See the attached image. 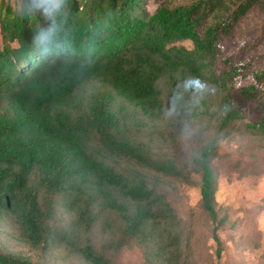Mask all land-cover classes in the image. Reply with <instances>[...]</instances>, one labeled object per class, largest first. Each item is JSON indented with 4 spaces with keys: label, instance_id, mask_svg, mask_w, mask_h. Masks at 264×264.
<instances>
[{
    "label": "trees",
    "instance_id": "16d2710c",
    "mask_svg": "<svg viewBox=\"0 0 264 264\" xmlns=\"http://www.w3.org/2000/svg\"><path fill=\"white\" fill-rule=\"evenodd\" d=\"M148 1L19 0L16 12L2 1L0 87L3 71L13 82L0 90V264H42L55 248L118 264L133 241L144 264H197L171 202L181 186L199 187L222 258L229 220L217 209L213 163L238 133L264 142V65L223 44L255 0L165 2L153 12ZM202 72L222 82L225 116L210 111L195 130L188 99ZM235 92L257 104V118ZM182 142L179 157L171 145Z\"/></svg>",
    "mask_w": 264,
    "mask_h": 264
},
{
    "label": "rangeland",
    "instance_id": "374dc122",
    "mask_svg": "<svg viewBox=\"0 0 264 264\" xmlns=\"http://www.w3.org/2000/svg\"><path fill=\"white\" fill-rule=\"evenodd\" d=\"M2 1L0 0V5ZM18 1L12 0L14 12L18 10ZM181 1L183 0H149L147 8L153 12L159 4ZM253 4L252 9L240 20L232 34L223 40V44L228 54L239 52L244 59L256 55V60L259 58L257 62L254 57L249 58L252 59L251 65L255 67L262 64L260 66L262 69L264 65V0H255ZM249 41L252 42L241 51ZM236 43H240L237 49L234 48ZM183 45L188 49L193 48L191 42ZM3 46V37L0 35V49ZM217 66L222 69L220 63ZM3 75L6 83L0 87L2 91L13 82V73L3 71ZM197 81L199 86L195 83ZM194 83L188 100L195 114L194 129L197 130L204 129L210 124L208 117L210 111L221 114L223 85L219 79L207 78L206 72H202ZM235 94L239 108L247 113L248 118H257L259 112L256 109L257 104L253 105L250 100L242 97L240 92ZM221 115L225 116L224 113ZM171 146L176 147L173 152H178L180 157L186 152L188 144L182 142ZM168 147L170 146H163L165 153ZM219 157L213 163L218 175L217 209L222 217H227L229 220L228 229L220 234L224 247L221 259L217 258V246L213 240L211 224L200 209L199 187L181 186L171 193L172 205L183 221L186 234L193 235L192 257H195L197 264H264V142L260 138L254 139L250 134L248 136V134L238 133L232 139L222 141ZM194 180L198 183L200 181L198 176H194ZM96 234L99 235V233ZM97 239L101 241L100 245L104 244L105 240L100 236ZM3 244L7 245L5 246L7 249L9 247L10 252L21 253L27 257L24 247H11L8 246L10 245L8 242ZM4 245L1 246L4 248ZM145 257V251L137 241H133L121 252L118 264H144ZM39 258L42 264H85L73 250L64 251L63 248H55L43 259Z\"/></svg>",
    "mask_w": 264,
    "mask_h": 264
},
{
    "label": "clouds",
    "instance_id": "9594fccd",
    "mask_svg": "<svg viewBox=\"0 0 264 264\" xmlns=\"http://www.w3.org/2000/svg\"><path fill=\"white\" fill-rule=\"evenodd\" d=\"M196 84H197V86H199V82L197 81V82H195Z\"/></svg>",
    "mask_w": 264,
    "mask_h": 264
}]
</instances>
